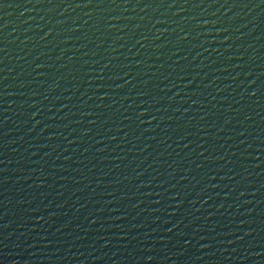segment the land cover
Returning a JSON list of instances; mask_svg holds the SVG:
<instances>
[{
	"label": "water",
	"instance_id": "1",
	"mask_svg": "<svg viewBox=\"0 0 264 264\" xmlns=\"http://www.w3.org/2000/svg\"><path fill=\"white\" fill-rule=\"evenodd\" d=\"M0 264H264V0H0Z\"/></svg>",
	"mask_w": 264,
	"mask_h": 264
}]
</instances>
